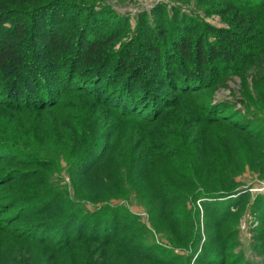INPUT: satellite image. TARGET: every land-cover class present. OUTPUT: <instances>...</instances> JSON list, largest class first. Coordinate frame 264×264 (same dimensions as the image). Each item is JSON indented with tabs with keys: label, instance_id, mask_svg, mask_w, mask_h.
<instances>
[{
	"label": "rangeland",
	"instance_id": "rangeland-1",
	"mask_svg": "<svg viewBox=\"0 0 264 264\" xmlns=\"http://www.w3.org/2000/svg\"><path fill=\"white\" fill-rule=\"evenodd\" d=\"M79 1L66 5L64 25L90 15L78 30L102 39L108 73L89 66L76 77L103 78L107 88L67 85L57 107L24 109L22 88L30 79L16 89L0 80V264H264V46L251 43L249 63L229 68L219 58L208 68L182 58L186 49L197 54L199 43L219 44L224 32L257 34L264 21L247 34L248 17H264V6ZM149 37L168 42L170 60L163 61L164 50L157 59L146 49ZM35 50L48 64L45 46L38 41ZM129 53L135 69L147 67L136 92L168 99L155 119L134 118L116 98V106L109 102L110 95L135 94L128 89L135 74L111 70ZM188 77L203 84L201 92L175 85ZM165 194L176 198L173 204L162 202ZM185 202L199 219L192 248L180 239L192 219L181 214ZM228 204H237L229 215Z\"/></svg>",
	"mask_w": 264,
	"mask_h": 264
},
{
	"label": "trees",
	"instance_id": "trees-1",
	"mask_svg": "<svg viewBox=\"0 0 264 264\" xmlns=\"http://www.w3.org/2000/svg\"><path fill=\"white\" fill-rule=\"evenodd\" d=\"M78 2L80 1L0 0V80H8L6 82H9V86H12V89H16L18 86H21V88L23 87L22 84L18 85L19 82H23V79H30V81H28L30 82L28 84L29 86L26 85L27 87L22 88L24 89V96L22 97L24 98V109L57 107L58 96L65 92L62 90H64L63 88L67 85L72 84L73 86L71 89L74 90H77L78 88L86 89L90 85H92L93 89L97 88L103 90V87H106V84L103 82V78H100V81L96 80V78H86L82 80L83 83H80L81 81L79 80L81 79L76 77L77 71L81 67L86 68L89 66H95L93 72H95V74L97 73V75L100 72L108 73V70L104 68V63L101 59L102 52L100 50V45L102 42L98 43V41L102 39L100 37H98L97 40L92 39L95 37L96 31L91 34L93 37H90V33L88 35V31L78 30L79 28L77 25L79 23H88L91 21V18H89L90 15L84 16L81 19L80 15H77L76 20L64 25V13L67 10H65L66 5L68 3L80 4ZM243 2L254 10H260L264 6V1L257 3L253 2V0H243ZM85 5L87 4L85 3ZM248 18L250 20V27L246 29L248 30L247 34H249L251 30L261 26L264 21V17L261 16L260 13L251 14ZM94 26L97 25L94 24ZM189 26L191 27V25H188V27ZM222 35L219 36L222 40L219 44H217L218 46L214 44H207V46H204V48L201 49L202 43H199L197 44L199 47V51L197 52L198 55L193 54L190 49H186L182 52V58H195L197 62L196 64L205 68L209 67L210 61L219 58L226 62L228 64L226 67L229 68L232 63H249L247 60H250L251 57L255 56L252 51L253 47L251 43L256 42L257 44L264 46V25L257 34L250 37L246 35V33L245 35H231V33L224 32ZM153 39L154 37L147 38L145 45L146 49L154 54L157 59L162 56L164 50L165 55L162 57L163 61L166 62L170 60L173 48L168 44V42L164 41L162 43L163 46H161L159 45V42H156ZM38 41L45 46L47 52L49 53V56L47 57L49 60L48 64L43 61L44 59L41 58L39 56L40 54H38L35 50V44ZM75 41H77L78 44ZM185 42L186 40L183 41L182 44ZM205 50L207 55L204 54ZM130 54L131 53L126 56L128 61H119L111 68V70L118 68V74L124 76H126L127 73H132L133 75L135 74L133 77V79L135 78V82H133L132 86H129L128 88L130 91L134 90L135 94H131V92L123 94L122 96L109 94L111 96L108 97L109 102L116 106L117 102L115 104L113 102L116 98L118 102L123 103L121 108H125L124 110L129 113V116L134 118L139 115L143 117L144 121H146L144 116L147 113L149 114L147 116L155 119L159 117L164 110H166L167 107H164V105L168 99H166L163 95H160L161 97H156L155 94L139 95L140 91L136 92L134 89L138 84L136 83V78H138L142 73L147 74V67L140 64L135 69L133 65L134 62H131L133 58L130 57ZM79 58H83V61L80 62ZM50 67H54V71H48L50 73H47L46 68ZM67 68H70V70L65 75L60 77V73H64L63 71L65 69L67 70ZM174 71L179 70L174 69L167 73L171 74V77H174L177 73ZM38 72L40 75H38ZM204 78V76H201L200 80H203ZM61 79L63 81H61ZM182 80L183 81L177 79L175 85L186 86L184 88H197L195 90H188L189 92H201L203 84L200 81L192 82L190 77ZM25 81L26 80H24V83ZM1 88H4V86H1L0 90ZM17 97L21 98V96ZM217 114L218 113L215 115ZM213 121L217 122L218 120L213 119ZM148 138L150 140V144L156 142L155 137L153 138L150 135H147V139ZM241 197L239 196L238 198V204L241 203ZM161 198L162 202L167 205L173 204L176 200V198L172 197L171 194H165ZM194 198L196 199L195 196ZM235 205L232 207L234 210H232L231 204H228V215L236 211ZM189 206L190 204L185 202L181 211V214L187 216V218L192 217L190 213H187L186 211ZM219 207L224 210L226 209V207L221 205ZM171 213L172 212L170 211H167L166 213L169 218H171ZM197 216L195 215L192 217L189 223L186 224L188 229L183 231V235L180 237L182 245L186 248L194 247L195 243L200 238L197 232V223L199 221ZM220 219L221 221H225L227 217ZM166 241L169 242V244H172V246L177 245V242L172 241L170 238H166Z\"/></svg>",
	"mask_w": 264,
	"mask_h": 264
}]
</instances>
